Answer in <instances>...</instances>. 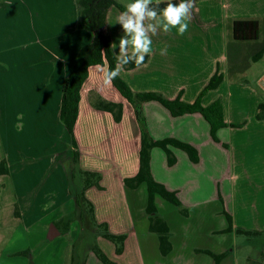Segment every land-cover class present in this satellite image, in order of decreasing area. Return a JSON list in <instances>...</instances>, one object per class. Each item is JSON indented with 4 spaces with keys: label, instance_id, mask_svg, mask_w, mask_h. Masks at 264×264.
Wrapping results in <instances>:
<instances>
[{
    "label": "crops",
    "instance_id": "crops-1",
    "mask_svg": "<svg viewBox=\"0 0 264 264\" xmlns=\"http://www.w3.org/2000/svg\"><path fill=\"white\" fill-rule=\"evenodd\" d=\"M253 1L195 0L183 36L175 28L160 30L144 64L120 73L134 92L153 91L184 102L195 101L216 71L222 74L200 96L203 105L219 101L222 106L226 125L215 130V137L198 111L175 115L156 99L140 103L152 138L184 141L198 156L193 161L185 150L168 145L175 156L169 164L162 148L151 149L153 177L181 203L155 196L158 214L169 227L171 249L163 254L157 234L149 229L146 184L124 183L138 171L141 123L134 105L113 83H103L96 66L106 63L90 65L80 89L75 146L63 126V82L79 48L92 39L89 30L78 27V0H0V161L8 169L0 181L12 199L0 208V264H70L80 224L73 220L64 229L57 222L74 206L68 188L73 150L80 168L100 174V185L85 190L97 221L125 235L119 253L112 240L97 236L98 247L110 259L118 264H238L235 228L264 229V117H256L264 98L251 84L228 79L226 37L230 19L264 18L256 14L259 7L254 13ZM121 11L111 5L106 13L116 56L123 35L116 22ZM99 97L121 103L119 120L95 107ZM226 212L230 231L225 230ZM221 253L216 263L212 254ZM85 264L104 263L90 251Z\"/></svg>",
    "mask_w": 264,
    "mask_h": 264
},
{
    "label": "trees",
    "instance_id": "trees-1",
    "mask_svg": "<svg viewBox=\"0 0 264 264\" xmlns=\"http://www.w3.org/2000/svg\"><path fill=\"white\" fill-rule=\"evenodd\" d=\"M173 2H176V0H173ZM111 5H115L119 9L125 10V6L116 0H78V27L89 30L92 33V39L79 48L74 66L64 79L62 87L60 117L64 128L71 137V143L73 146H75L73 131L78 114L80 89L84 80L88 76L89 66L93 64L106 63L107 67H115L116 64L117 56L111 49V36L106 29V13ZM160 7L162 8L164 5L162 4ZM262 21L259 18H234L229 20L227 24L229 37L228 45L232 48L233 46L231 45V41L236 43L234 48L238 58L241 56L240 52L242 51V46L245 42L258 40ZM263 50L264 42L261 46H259L256 53L251 55L250 60L258 59ZM146 59L147 56L145 57V60ZM134 66V64H129L125 67L132 68ZM231 66L232 64L229 69L230 74L234 73L233 70L235 71V68ZM234 66H239V68H237V71L239 72L242 71L240 67H244L237 64H234ZM235 78H237V76ZM221 79L222 74L216 71L205 85L204 89L200 93V96L207 89L214 88L221 81ZM112 83L120 91V93L134 105L137 119L141 123V143L139 149L138 171L133 176L125 177L124 183L129 187H137L141 183L146 184V213L149 220V229L157 234L160 250L163 254H166L171 249L169 227L163 217L158 214L155 196L159 195L178 206H180L181 203L175 192L168 190L163 183L157 181L153 177L150 169L151 149L155 146L162 148L166 152L169 164L175 162V156L168 145H174L185 150L190 159L193 161H197L198 156L195 148L184 141L175 138H152L145 128L140 103L145 100L156 99L169 108L175 115L184 112L198 111L210 123L213 137H215L214 132L218 127L226 125L223 117L222 106L219 101L203 105L200 102V96L193 102H184L179 98L167 99L160 93L153 91L134 92L120 76ZM94 105L96 108L112 112L116 120H119L121 117V103L108 101L99 97L94 101ZM256 116L257 118L264 117V102L259 103ZM7 170L5 160H1L0 173H6ZM99 180L100 174L98 172L80 168L78 164V153L76 150H73L68 165V188L74 201V206L68 214L62 216L57 222V224H61L64 229H67L73 220H77L80 224L79 234L72 244L70 264H85L87 255L90 251H94L104 264H118L114 260L110 259L98 247L96 238L98 235H102L112 240L116 245V252L119 253L123 248L125 235L113 234L108 230V226L105 222H98L94 212V205L85 195V190L89 186L100 185ZM181 210L184 211L185 209L181 208ZM226 219L228 225L225 230L230 231L232 230V220L231 216L227 212ZM235 232L243 233L245 235L264 234V230H249L241 227L235 228ZM18 253L26 254L27 251L24 250ZM212 255L217 263L224 256V253ZM263 260L264 248L262 247L258 250L257 255L253 254L247 257L246 264H262Z\"/></svg>",
    "mask_w": 264,
    "mask_h": 264
},
{
    "label": "clouds",
    "instance_id": "clouds-1",
    "mask_svg": "<svg viewBox=\"0 0 264 264\" xmlns=\"http://www.w3.org/2000/svg\"><path fill=\"white\" fill-rule=\"evenodd\" d=\"M194 7L195 0H129L125 10L116 17L123 35L118 41L115 67L96 66L103 83L111 84L129 64L141 67L145 57L153 51L152 37L160 30L169 32L175 28L177 34L183 36L189 29ZM116 47V43L111 44L112 49Z\"/></svg>",
    "mask_w": 264,
    "mask_h": 264
},
{
    "label": "rangeland",
    "instance_id": "rangeland-1",
    "mask_svg": "<svg viewBox=\"0 0 264 264\" xmlns=\"http://www.w3.org/2000/svg\"><path fill=\"white\" fill-rule=\"evenodd\" d=\"M254 2V13L258 15H264V3L262 0L259 5H256V0ZM264 19V18H262ZM262 19H260L262 21ZM229 37H226V50L227 55L230 56L231 67L235 68L234 73L228 75V79L232 82H240L243 84H251L253 87L257 88L264 98V89L261 82V77L264 75V50L262 51L261 56L256 60H250L251 55L256 53L257 49L264 42V20L261 22L260 27V36L258 40L251 42H245L242 46V51L240 52L241 56L238 58L235 52V48H230L227 44ZM236 55V56H235ZM234 64L244 66V70L239 72L237 71L239 66H234ZM248 64V65H246ZM246 66V67H245ZM239 73V74H238ZM238 74V75H237ZM232 75V76H231ZM237 76V78H235ZM260 87L262 89H260ZM257 117V116H256ZM229 125V124H228ZM233 126H239V124H234ZM6 184L0 181V208L8 207V203L11 202L10 193L6 188ZM15 207V204L13 205ZM16 227V226H15ZM264 230V229H263ZM236 250L238 251V264H246L247 258L249 255H257L260 248H264V234L261 235H245L243 233H236ZM98 245V244H97Z\"/></svg>",
    "mask_w": 264,
    "mask_h": 264
},
{
    "label": "built area",
    "instance_id": "built-area-1",
    "mask_svg": "<svg viewBox=\"0 0 264 264\" xmlns=\"http://www.w3.org/2000/svg\"><path fill=\"white\" fill-rule=\"evenodd\" d=\"M262 84H263V87H264V75L262 77Z\"/></svg>",
    "mask_w": 264,
    "mask_h": 264
},
{
    "label": "water",
    "instance_id": "water-1",
    "mask_svg": "<svg viewBox=\"0 0 264 264\" xmlns=\"http://www.w3.org/2000/svg\"><path fill=\"white\" fill-rule=\"evenodd\" d=\"M52 226H53V228H54V225H52ZM52 236H53V234H49V236H48V237L50 238V237H52Z\"/></svg>",
    "mask_w": 264,
    "mask_h": 264
}]
</instances>
